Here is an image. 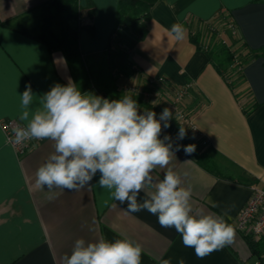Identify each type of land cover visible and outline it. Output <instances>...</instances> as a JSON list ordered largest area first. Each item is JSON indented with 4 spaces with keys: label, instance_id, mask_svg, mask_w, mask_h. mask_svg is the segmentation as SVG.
I'll return each instance as SVG.
<instances>
[{
    "label": "crops",
    "instance_id": "0c3cea01",
    "mask_svg": "<svg viewBox=\"0 0 264 264\" xmlns=\"http://www.w3.org/2000/svg\"><path fill=\"white\" fill-rule=\"evenodd\" d=\"M50 1L0 0V121L26 123L19 120V94L27 85L41 96L54 84L73 80L61 51L63 19L48 12ZM90 2L92 14L87 0H79L77 16L68 24L81 29L78 47L84 59L107 60L118 90L126 94L124 85L146 89L147 78L160 76L172 87L190 84L188 105L198 132L186 131V137L177 140L179 129L170 126L161 138L171 136L174 146H196L191 155L181 147L169 166L181 174L185 187L191 186L195 207L223 215L234 226V241L200 259L174 228L161 227L156 216L146 210L125 212L126 205L97 186L99 174L91 187L79 190L37 189L35 171L54 151L53 142L44 140L17 154L0 128V264H62L78 238L121 237L142 245L141 264L165 259L171 264L181 259L184 264H255L258 254L251 252L235 224L251 186H264V0H158L145 21V36L128 50L117 37L111 38L118 0ZM221 10L228 12L234 28L219 37L230 42L239 36L256 53L241 76L220 73L190 37L200 22ZM176 22L187 29L182 41L170 31ZM207 34L205 29L204 44ZM84 92L107 98L97 88ZM37 103L38 97L33 107ZM199 154L210 157L212 170L199 163ZM163 171L157 169L154 175L162 178ZM144 198L141 193V201Z\"/></svg>",
    "mask_w": 264,
    "mask_h": 264
},
{
    "label": "clouds",
    "instance_id": "9594fccd",
    "mask_svg": "<svg viewBox=\"0 0 264 264\" xmlns=\"http://www.w3.org/2000/svg\"><path fill=\"white\" fill-rule=\"evenodd\" d=\"M170 31L176 41L187 35L179 22ZM19 96V120L26 123L12 129V143L50 140L54 146L35 171L37 189L79 190L91 187L99 174L97 186L126 205L125 212L146 210L156 216L160 226L174 228L198 258L233 243L234 226L223 215L195 207L191 186L185 187L181 174L169 166L181 147L186 155L196 150L194 144L174 146L169 135L161 138L171 126L170 108L164 107L157 117L152 110H141L131 96L109 99L82 92L71 78L41 96L29 84ZM186 135L180 126L176 139ZM157 169L164 170L162 178L154 175ZM141 193L146 197L142 201ZM142 252V245L128 237L113 241L78 238L71 253L62 257V264H141ZM161 264L171 261L165 259ZM178 264H184L183 259Z\"/></svg>",
    "mask_w": 264,
    "mask_h": 264
},
{
    "label": "trees",
    "instance_id": "16d2710c",
    "mask_svg": "<svg viewBox=\"0 0 264 264\" xmlns=\"http://www.w3.org/2000/svg\"><path fill=\"white\" fill-rule=\"evenodd\" d=\"M158 0H118L117 15L115 20V28L113 30L114 37L121 41L124 45L123 49H130L136 39L142 38L147 32L145 24L149 16L151 6ZM87 7L90 14L93 12V4L87 0ZM79 8V0H51L47 5V10L52 14H59L64 23L63 43L61 51L63 52L67 64L70 69L73 81L77 84L82 92L93 87L101 91L102 95L109 99H119L122 96H129L118 90L110 78L109 65L107 60L103 58L100 62H91L84 59L79 47L78 36L80 27L71 28L68 21L77 16ZM232 18L226 10H221L211 20L200 22L199 27L190 33L191 40L195 45L204 50L210 63L220 72L226 75L233 74L241 76L244 65L251 60L255 52L248 49L243 39L235 36L230 42H226L220 38L219 33L225 29H229ZM214 25V30L208 35V43L204 44L205 29L207 25ZM234 26V24L232 25ZM82 28V27H81ZM88 30L92 31L90 27ZM107 51L104 55L106 57ZM140 106L156 113H161L164 107H153L137 96H131ZM171 127L179 129V125L174 121H170ZM199 163L208 170L211 159L206 154L197 155ZM249 248L253 254H258L260 245L249 235H243Z\"/></svg>",
    "mask_w": 264,
    "mask_h": 264
},
{
    "label": "built area",
    "instance_id": "2783aa9c",
    "mask_svg": "<svg viewBox=\"0 0 264 264\" xmlns=\"http://www.w3.org/2000/svg\"><path fill=\"white\" fill-rule=\"evenodd\" d=\"M230 29L233 30V21ZM207 33L214 30V25H207ZM234 32V31H233ZM146 89L137 85H124L122 88L129 96L142 97L153 107H168L173 111V119L179 126L185 127L189 134L197 131L192 122V116L188 105L190 97V84L172 87L167 84L163 76L147 78L145 81ZM141 108V107H140ZM141 110H149L141 108ZM160 113H157V117ZM17 125L23 126L15 119L0 121V128L5 136L6 143L9 144L17 154H22L34 144L44 140L26 141L21 145L12 143L14 133L12 129ZM251 193L245 204L240 208L236 216V229L243 235L251 236L260 245V251L255 264H264V186L252 185Z\"/></svg>",
    "mask_w": 264,
    "mask_h": 264
}]
</instances>
